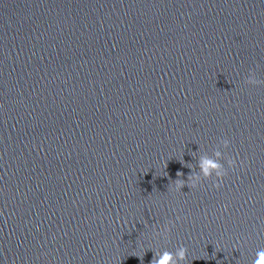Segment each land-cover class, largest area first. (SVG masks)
Returning <instances> with one entry per match:
<instances>
[{
	"label": "water",
	"instance_id": "water-1",
	"mask_svg": "<svg viewBox=\"0 0 264 264\" xmlns=\"http://www.w3.org/2000/svg\"><path fill=\"white\" fill-rule=\"evenodd\" d=\"M249 69L264 80V0H0V264H151L180 245L183 264H252ZM218 145L237 160L219 189L171 186Z\"/></svg>",
	"mask_w": 264,
	"mask_h": 264
},
{
	"label": "clouds",
	"instance_id": "clouds-1",
	"mask_svg": "<svg viewBox=\"0 0 264 264\" xmlns=\"http://www.w3.org/2000/svg\"><path fill=\"white\" fill-rule=\"evenodd\" d=\"M245 82L254 86L264 84V80L257 78L256 72L252 69H249V74L246 77ZM220 144L224 148H228L230 140L227 138L221 139ZM197 152L198 151L191 153L196 160L195 164L184 162L183 157L180 160L182 164H185V166L192 169V171L187 176L186 180L180 178L184 176L183 172L178 171L176 173L178 178L172 181L171 184L175 190L182 191L186 184L190 189H193L196 188L202 180L211 178H215L213 187L219 189L222 186L223 178L227 174L228 169L235 168L237 165V160L227 157L226 154L220 150L219 145L213 150L212 155H208L207 152H204L197 157ZM222 160H226L227 167ZM172 226L173 223L168 221L161 228L156 229V234L167 238L168 234L171 232ZM187 251L188 250L184 245L178 246L175 251L167 249L162 251L155 250L151 264H183L187 258ZM136 256L143 260L144 255L141 256L140 254H137ZM252 264H264V248H261L255 253V259L252 261Z\"/></svg>",
	"mask_w": 264,
	"mask_h": 264
}]
</instances>
